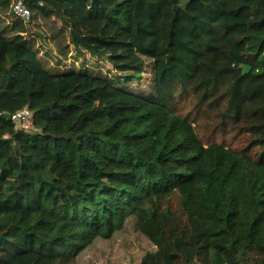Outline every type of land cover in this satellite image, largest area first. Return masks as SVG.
I'll list each match as a JSON object with an SVG mask.
<instances>
[{"label":"trees","instance_id":"16d2710c","mask_svg":"<svg viewBox=\"0 0 264 264\" xmlns=\"http://www.w3.org/2000/svg\"><path fill=\"white\" fill-rule=\"evenodd\" d=\"M23 1L0 0V264H98L129 225L116 264H264V5Z\"/></svg>","mask_w":264,"mask_h":264},{"label":"rangeland","instance_id":"374dc122","mask_svg":"<svg viewBox=\"0 0 264 264\" xmlns=\"http://www.w3.org/2000/svg\"><path fill=\"white\" fill-rule=\"evenodd\" d=\"M258 5H264V0H257L256 7ZM256 14L257 11L255 10L254 15L256 16ZM218 140L223 141L224 138L218 137ZM228 140L233 145H239V143L243 145V142L241 140L233 139V136L231 135L228 136ZM131 229L132 227L131 225H129L125 232L121 235H118L114 240L104 241L106 243L101 242L99 243V247H97L96 245L92 247V250H94L96 253L95 255L97 257L98 264H116L115 260H121L120 258L124 257L127 252L135 254L137 252L144 251V246L129 243L132 238L128 241L125 240V237L129 238L130 236H132ZM110 246L113 247L111 251ZM88 257H86L84 264L88 263Z\"/></svg>","mask_w":264,"mask_h":264},{"label":"built area","instance_id":"2783aa9c","mask_svg":"<svg viewBox=\"0 0 264 264\" xmlns=\"http://www.w3.org/2000/svg\"><path fill=\"white\" fill-rule=\"evenodd\" d=\"M12 10L16 16L25 20H29L31 12L23 0H16L13 4ZM15 123L24 126L26 129H34V112L29 108H24L21 111L11 115Z\"/></svg>","mask_w":264,"mask_h":264},{"label":"water","instance_id":"95a60500","mask_svg":"<svg viewBox=\"0 0 264 264\" xmlns=\"http://www.w3.org/2000/svg\"><path fill=\"white\" fill-rule=\"evenodd\" d=\"M179 1H180V3H182V4H186V3H188L190 0H179ZM250 71H251L250 66H248V65H243V74H249ZM6 116L10 117L9 114H6Z\"/></svg>","mask_w":264,"mask_h":264}]
</instances>
